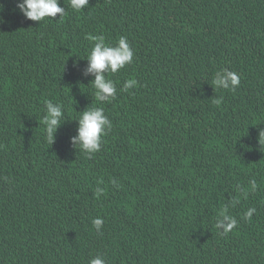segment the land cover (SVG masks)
Instances as JSON below:
<instances>
[{
  "label": "trees",
  "instance_id": "1",
  "mask_svg": "<svg viewBox=\"0 0 264 264\" xmlns=\"http://www.w3.org/2000/svg\"><path fill=\"white\" fill-rule=\"evenodd\" d=\"M17 2L0 0V264H264V0H59L66 14L42 21ZM97 35L134 52L105 71L117 93L103 105ZM224 68L234 91L212 83ZM45 101L62 112L51 143ZM92 106L112 128L88 158L72 138ZM225 208L237 225L221 235Z\"/></svg>",
  "mask_w": 264,
  "mask_h": 264
},
{
  "label": "clouds",
  "instance_id": "2",
  "mask_svg": "<svg viewBox=\"0 0 264 264\" xmlns=\"http://www.w3.org/2000/svg\"><path fill=\"white\" fill-rule=\"evenodd\" d=\"M70 7L79 12L88 5V0H69ZM16 7L24 15L25 18L32 21H42L44 18L55 17L60 14L63 17L66 14L65 8L59 6V0H18ZM3 18L0 17V23H3ZM90 40L94 41L93 46L87 53L89 61L88 70L95 73V79L92 86L95 89L94 96L98 105L110 102L115 99L117 88L116 83L108 78L107 73L115 74L126 65L133 62L134 52L130 47L126 36L121 35L115 44H109L103 35L89 36ZM137 80L134 78L127 79L121 88V91H128L133 86H137ZM212 83L217 89H227L234 91L240 84V76L235 71L227 68L217 70ZM219 105L221 99L213 101ZM47 106V115L43 117L42 122L45 126L46 139L49 143L53 140V132L62 118L61 106H53L52 101H45ZM78 135L73 137V142L79 141V148L88 158H92L93 154L101 149V138L107 135L108 130H111L112 123L105 115L102 106H92L88 110L80 113L78 117ZM261 142H264V133H261ZM99 183V182H98ZM112 183V180L110 181ZM120 185H118L119 187ZM252 189L255 190L256 182H251ZM24 197L27 200L31 195L29 189H21ZM104 192L103 188H97V196ZM255 208H249L244 213V218L250 220ZM222 219L215 220V227L223 228L221 235H227L237 225L235 217L230 215L227 209H222L219 213ZM103 219L96 217L92 220V224L97 232L102 231ZM94 231V230H93ZM95 232V231H94ZM106 246L110 249H116L118 244L113 238H104ZM88 264H106L103 256L96 255L92 258H86Z\"/></svg>",
  "mask_w": 264,
  "mask_h": 264
}]
</instances>
